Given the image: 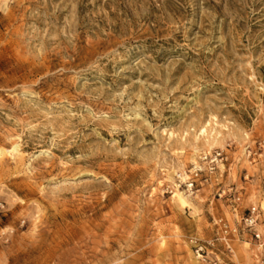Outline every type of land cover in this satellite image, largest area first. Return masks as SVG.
<instances>
[{"label": "rangeland", "instance_id": "374dc122", "mask_svg": "<svg viewBox=\"0 0 264 264\" xmlns=\"http://www.w3.org/2000/svg\"><path fill=\"white\" fill-rule=\"evenodd\" d=\"M0 150V264H213L192 240L220 218L222 264H258L264 0H0ZM215 151L180 205L177 174Z\"/></svg>", "mask_w": 264, "mask_h": 264}, {"label": "built area", "instance_id": "2783aa9c", "mask_svg": "<svg viewBox=\"0 0 264 264\" xmlns=\"http://www.w3.org/2000/svg\"><path fill=\"white\" fill-rule=\"evenodd\" d=\"M224 160L222 151H215L212 154H206L201 157L199 163H195L190 169L184 170L177 174V183L175 184L178 189H185L191 194H197L202 186L203 181L208 182L211 175L217 169L219 161ZM204 162V163H203ZM203 164H206L204 167ZM233 187L228 190H223L219 193V197L229 195L233 197L235 204L241 200V194L232 192ZM233 193V195H231ZM3 205L0 204V212ZM234 212H238V206L235 205ZM243 227L251 233L252 237L257 242V249L259 250L258 264H264V242H262V233L259 230L260 222V210L257 206L252 205L241 218ZM218 225V236L210 240H199L193 239V247L198 258L204 261H210L213 264H222L223 262L216 255L215 246L216 242L220 241L223 243L225 250L229 254L234 253V247L232 245V238L234 235L239 234V228L231 225L226 219L220 218L217 221ZM211 255H216L212 259Z\"/></svg>", "mask_w": 264, "mask_h": 264}, {"label": "bare ground", "instance_id": "6f19581e", "mask_svg": "<svg viewBox=\"0 0 264 264\" xmlns=\"http://www.w3.org/2000/svg\"><path fill=\"white\" fill-rule=\"evenodd\" d=\"M203 134H206L208 132V130H202L201 131ZM218 135L219 133L216 135V132H213V133H210L208 134L207 133V138H206V143L207 145H213L215 144L216 142H218ZM18 149V145H15L13 147V150H17ZM3 153L2 150H0V155ZM194 160V158H193ZM174 199H176V201H178L180 203V205L182 206H191L192 205V201L190 199V196L187 195L184 191L182 190H177V192L173 195ZM197 262V261H196Z\"/></svg>", "mask_w": 264, "mask_h": 264}, {"label": "crops", "instance_id": "0c3cea01", "mask_svg": "<svg viewBox=\"0 0 264 264\" xmlns=\"http://www.w3.org/2000/svg\"><path fill=\"white\" fill-rule=\"evenodd\" d=\"M242 213H244L243 210H242Z\"/></svg>", "mask_w": 264, "mask_h": 264}]
</instances>
